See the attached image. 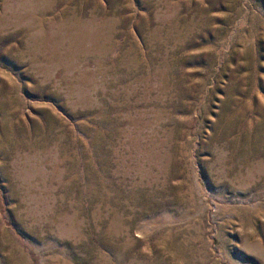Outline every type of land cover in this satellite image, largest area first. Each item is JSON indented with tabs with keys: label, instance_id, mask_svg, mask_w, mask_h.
<instances>
[{
	"label": "rangeland",
	"instance_id": "1",
	"mask_svg": "<svg viewBox=\"0 0 264 264\" xmlns=\"http://www.w3.org/2000/svg\"><path fill=\"white\" fill-rule=\"evenodd\" d=\"M0 264H264V0H0Z\"/></svg>",
	"mask_w": 264,
	"mask_h": 264
}]
</instances>
